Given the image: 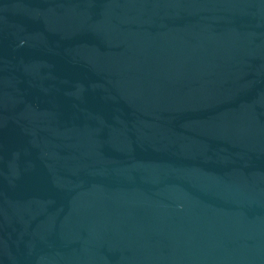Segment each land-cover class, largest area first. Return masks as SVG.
<instances>
[{
	"label": "water",
	"instance_id": "95a60500",
	"mask_svg": "<svg viewBox=\"0 0 264 264\" xmlns=\"http://www.w3.org/2000/svg\"><path fill=\"white\" fill-rule=\"evenodd\" d=\"M0 264H264V0H0Z\"/></svg>",
	"mask_w": 264,
	"mask_h": 264
}]
</instances>
